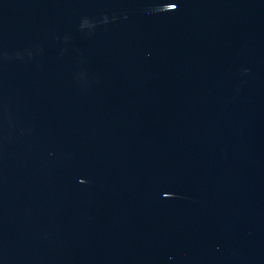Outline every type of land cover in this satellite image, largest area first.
Wrapping results in <instances>:
<instances>
[{
    "label": "water",
    "instance_id": "water-1",
    "mask_svg": "<svg viewBox=\"0 0 264 264\" xmlns=\"http://www.w3.org/2000/svg\"><path fill=\"white\" fill-rule=\"evenodd\" d=\"M0 264H264V0H0Z\"/></svg>",
    "mask_w": 264,
    "mask_h": 264
},
{
    "label": "snow or ice",
    "instance_id": "snow-or-ice-1",
    "mask_svg": "<svg viewBox=\"0 0 264 264\" xmlns=\"http://www.w3.org/2000/svg\"><path fill=\"white\" fill-rule=\"evenodd\" d=\"M173 7H174V5H173Z\"/></svg>",
    "mask_w": 264,
    "mask_h": 264
}]
</instances>
